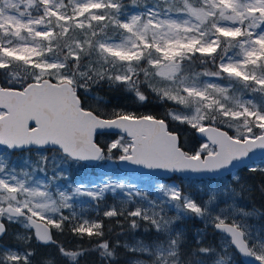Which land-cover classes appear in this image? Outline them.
Returning a JSON list of instances; mask_svg holds the SVG:
<instances>
[{
  "label": "snow or ice",
  "instance_id": "snow-or-ice-1",
  "mask_svg": "<svg viewBox=\"0 0 264 264\" xmlns=\"http://www.w3.org/2000/svg\"><path fill=\"white\" fill-rule=\"evenodd\" d=\"M149 103L163 112L139 111ZM257 151L264 0H0V264H34L33 241L68 264H264V204L240 203L264 196ZM88 164L104 170L73 181ZM237 165L262 179L222 176ZM175 174L209 177L208 191ZM57 234L95 243L67 250Z\"/></svg>",
  "mask_w": 264,
  "mask_h": 264
},
{
  "label": "trees",
  "instance_id": "trees-1",
  "mask_svg": "<svg viewBox=\"0 0 264 264\" xmlns=\"http://www.w3.org/2000/svg\"><path fill=\"white\" fill-rule=\"evenodd\" d=\"M111 102L113 105H118V106H127L130 108H137L138 105H136L132 99L129 96H126L123 93L116 92L111 94ZM163 108L157 105L156 103H149L146 106L139 107V111L141 112H151V113H162ZM195 139H199L196 135ZM194 144V139H193V134L191 132L187 133L186 135V146L187 147H192ZM93 174L96 175L99 173V168L97 166L91 167ZM83 167H73L72 170V180L76 181L77 176L80 175L83 172ZM240 172V171H239ZM240 174L246 179V181L252 185H256L257 183L260 182L262 177L260 176L259 173H249L247 171L240 172ZM247 197V194H246ZM246 202L249 207L253 208L255 207H260L262 204H264V196H261L259 191H255L252 195L251 198H246ZM16 226H14L15 228ZM116 231H119L117 228ZM189 235H191L192 230H189ZM133 235L128 234L127 237H131ZM54 239L57 240V243L62 244L65 249L71 250L74 249L77 245H82L86 248L91 247L92 243H95V239L92 240L90 243L88 238L85 237L83 240L71 235V234H57ZM113 240L115 239H120L123 241L125 239V236H120V237H112ZM211 239V238H210ZM212 242L216 243L218 240L216 236H214L212 239ZM32 247L36 249V255L33 257L34 264H39V261L47 256H54L56 257V260L58 261V264H68V261L64 260L58 252V249L56 245H43V244H37L35 241H33ZM120 253L124 252V249H119L118 250ZM125 257L124 259H120L119 261H114L113 264H125ZM236 258L240 261V264H243L242 261L240 260V256L236 254ZM80 264H104L103 261H101L95 252H91L84 257L81 258Z\"/></svg>",
  "mask_w": 264,
  "mask_h": 264
},
{
  "label": "rangeland",
  "instance_id": "rangeland-1",
  "mask_svg": "<svg viewBox=\"0 0 264 264\" xmlns=\"http://www.w3.org/2000/svg\"><path fill=\"white\" fill-rule=\"evenodd\" d=\"M14 159H15V157H14ZM260 163H261V160L256 162L257 165H259ZM93 166H96V165L88 164L85 167H83L84 171L80 175L77 176V180L76 181H80L82 179H87L89 176H93L94 174H93V171H92V168H91ZM106 167L107 168H119L120 170H123V171L127 172L125 169H123V168L121 169L119 164L118 165L108 164ZM98 168H99V173L104 170L102 167H98ZM237 172H239V171H235V169H233L230 173H228L227 175H224L223 177L226 179L227 177H229L232 174H235ZM216 179H220V177H217ZM208 181H209V177H202V178L184 177V176H181V175L177 174V175L174 176V180L172 182L181 184L186 192H190L193 195H197V196H204L205 193L208 191V188H207ZM201 189H203L204 191H201ZM152 195H156L154 190L152 192ZM107 199H108L109 202H111L113 197L112 196H108ZM81 203H90V201L85 199V200H82ZM240 203L247 210H251L252 209L251 207L248 206V204L246 202V198L241 200ZM169 214L170 215L174 214V212H170ZM252 222L256 223L257 221L256 220H252ZM181 226L186 228L188 230V232H189V230H192L195 227H202V224L198 220H186V221H184L182 223ZM215 236H217V239L219 240V235L217 234ZM136 237H140V236H138V235H136L135 237L131 236V237H127V239L129 241V243H132V242H134ZM209 237L212 239L214 236L211 235V233H210ZM234 251L235 250H233V252ZM235 259L237 260V264H240V261L236 258V255H235Z\"/></svg>",
  "mask_w": 264,
  "mask_h": 264
},
{
  "label": "water",
  "instance_id": "water-1",
  "mask_svg": "<svg viewBox=\"0 0 264 264\" xmlns=\"http://www.w3.org/2000/svg\"><path fill=\"white\" fill-rule=\"evenodd\" d=\"M197 136L199 137V139H201V137H200L198 134H197ZM262 159H264V156H262V154H261L259 151H257L256 155L253 156V159H252L251 161H248V163L257 162V161H260V160H262ZM119 166L121 167V169L123 168V169H125L126 171H127L128 168H129V166H127V165H125V164H123V163H120ZM235 169H241V166H240V165H237V167H236ZM229 173H230V172H229ZM227 174H228V173H223L222 176L227 175ZM156 175H157V176H161V177L164 176L163 173H157ZM179 175L184 176V177H197V178L207 177V176H200V175H195V174H187V175L179 174ZM241 259H242V261H243L244 264H247V260H246V258H241Z\"/></svg>",
  "mask_w": 264,
  "mask_h": 264
},
{
  "label": "flooded vegetation",
  "instance_id": "flooded-vegetation-1",
  "mask_svg": "<svg viewBox=\"0 0 264 264\" xmlns=\"http://www.w3.org/2000/svg\"><path fill=\"white\" fill-rule=\"evenodd\" d=\"M139 236V234H137ZM143 236V235H142Z\"/></svg>",
  "mask_w": 264,
  "mask_h": 264
}]
</instances>
